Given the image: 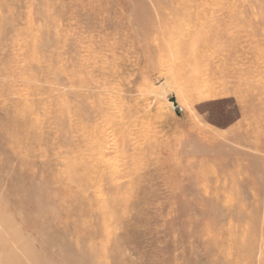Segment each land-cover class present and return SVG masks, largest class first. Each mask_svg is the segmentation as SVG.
Returning <instances> with one entry per match:
<instances>
[{"label": "rangeland", "instance_id": "rangeland-1", "mask_svg": "<svg viewBox=\"0 0 264 264\" xmlns=\"http://www.w3.org/2000/svg\"><path fill=\"white\" fill-rule=\"evenodd\" d=\"M0 264H264V0H0Z\"/></svg>", "mask_w": 264, "mask_h": 264}]
</instances>
